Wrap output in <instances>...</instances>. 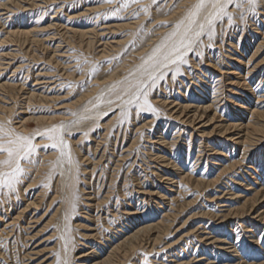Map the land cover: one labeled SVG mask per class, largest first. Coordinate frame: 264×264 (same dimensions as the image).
Returning <instances> with one entry per match:
<instances>
[{
	"label": "rangeland",
	"instance_id": "374dc122",
	"mask_svg": "<svg viewBox=\"0 0 264 264\" xmlns=\"http://www.w3.org/2000/svg\"><path fill=\"white\" fill-rule=\"evenodd\" d=\"M152 1L111 0V2H108V0H15L14 2L8 3L9 5L7 4L8 9L5 7H3L5 9H0V40L1 38L3 39L5 36H7V31L9 29L16 30L17 28L23 31H27L29 34H31L28 35V37L26 34V36L23 35L22 37H19L18 41H8L4 44H0V48L3 51H8L9 49L18 51V55L15 59H7L4 61L1 60V62H13L9 65L11 68L5 67V64L3 66H0V79H15L13 80L15 84L19 86L20 84H23V90H26L24 91V93L30 91V87H33L36 91L38 88H40L38 89L40 91H37L38 93L44 91L50 97H54L56 95V99L51 100L50 102L41 103L37 100L33 101V104L31 102L32 105L28 106V109L24 110L26 112L25 116H27V113L29 114L33 110L34 112L41 113L42 115L46 114V116H56L57 118L61 117V115L63 114L71 115V112H75V110H77L80 106L79 102H75L74 105H71L72 102L76 101L81 96L83 97L84 95H92L90 94L91 92L89 93V91H97V89L100 88L101 84H105L108 81L106 79L110 74V70L114 67V61H119L121 59V57H118V54H116V52L122 47V45H124V50L127 49L126 51L128 55H125L123 57L125 59L123 62H116L117 64H121L118 66L117 71H120V68L124 64L125 68H129L133 63H135L140 56L138 52H141L144 48H148L154 38H156L162 32V30L164 31V28L166 30L171 27V24L165 20H167L169 12L172 11V8L173 10L175 9V3H180L181 0H170V2H168L169 0H155V2ZM0 2H8V0H0ZM263 2L264 0H256L254 5L250 1L242 0L236 6H233V9L232 7H229V10L232 11V16L225 20H223L224 17L222 18V20H218V27L215 34L216 38L211 41V43H213H209V46L205 47L199 52H192L191 55H195V57L193 58L191 56L192 58H189V63L185 64V66L183 67V73L182 75L180 74V78L184 81V83L186 82L185 87L182 89L185 90L182 92L180 90H176L175 85H168L167 82V84L164 85L165 89L161 90L158 88V92L154 91L153 93V96L155 95L154 101L156 103V107L158 106L155 110L150 111L145 108H140L138 109L139 114L137 116V119L133 120L130 118V121L127 123V128L123 126L122 128L118 129L119 125L113 127L112 130L117 134L118 138L117 140H115L116 134L113 131L109 133V136L111 137V139L115 140V149L120 147H122V149H120L118 152H113V155L111 157L112 159L110 160L111 163L109 162V164H106L109 160H107V158H103L100 162V164L102 165H99L101 167L105 165V173H109L104 175H108V179L109 177H112V180L110 182H107L108 180H106V182H104L101 187H97L98 182L96 186H94L96 187V190L100 188L98 194L96 195V198L109 196L108 200L104 202V205L107 204V206H109L110 208V211H105V206L102 207L100 211L94 210L93 206L96 201L94 200L95 198L92 199V193L97 192L94 191V189L92 190V188H87L82 192V195L79 194L80 192L76 193L74 206V220L76 221L73 224V232L71 233L73 243L71 251V262L75 261V264L80 263L79 259H77L76 257L84 251V253H86L87 251H91V249H89L90 242H101L109 237V234H111V236L112 234L115 236V238L112 239V242L116 241L117 236H119L118 232L121 231L127 221L130 222L134 220L133 222L136 221L137 224L141 223L140 225L150 223L153 224V222H158L160 218L164 217V215L174 214L173 217L167 218V222L170 224V228L165 232L166 234H161L162 236H160L161 238L157 240L158 242L155 243V241L150 240V237L155 235L154 230H152L149 234L144 233L139 235V244L135 246V250L132 249L128 253V255L124 257L127 258V260L123 259L125 261L123 262V264H180L182 261L184 263L181 264L264 263V218L260 216V213H262V210L264 208H261L258 211H253V207L251 205L252 202L250 203L249 201L250 196L252 198L255 192L258 191V186L259 189L264 188V133L259 134L258 132H253L250 127L251 124L257 122L264 125V118L259 117L258 114L252 115L251 112L253 110L257 111V113L262 111L264 112ZM33 3L34 5H36L33 6ZM13 5L15 6L13 7ZM147 7L148 11L150 12L147 11ZM256 8L258 9V11ZM7 11L9 12L8 14H1L6 13ZM166 15L168 16L166 17ZM152 16L154 19L151 18ZM246 18L251 23H249ZM136 21L137 23H135ZM255 22L257 23L254 25ZM126 24L129 26H127ZM145 24L149 28L146 27ZM148 24H152L153 26ZM221 24L224 29L221 27ZM150 26H152L154 29ZM103 28H105V32H103ZM137 28L140 29L141 32H139L135 39L132 40V43L130 40L132 38L131 33L133 29L138 30ZM89 29L90 32H88V34H86V36L84 37L78 36L77 34L74 35V30H86L87 32L89 31ZM99 29H102V31ZM109 33L112 34V36ZM142 35L143 38H145L144 42L142 39ZM230 36L232 37L230 38ZM88 37L91 39L90 41H96L94 42V46L93 42H91V46H88L86 44V41L89 39ZM246 37L250 39L248 40ZM32 39H36L37 42L32 43ZM225 40L227 44L225 43ZM233 41H235L236 44ZM101 43L105 45L102 46ZM112 43L114 44L112 45ZM131 43L134 46L131 45ZM106 44L107 48L105 47ZM139 44L141 46H139ZM229 45L232 47H230ZM234 45H236V48H234ZM131 46L134 47V49ZM223 46L225 48V51ZM86 47L89 49H87ZM216 47L218 50L216 49ZM129 48H132V50H130ZM137 48L139 51L137 50ZM232 48L234 49L232 50ZM107 52L111 55L106 54ZM226 54H228L230 57ZM130 55L133 57H131ZM56 61H60V64H57ZM193 63H197L198 65H193ZM17 65H21V67L17 69V73L15 74L16 76H14L13 68ZM30 65L33 66L30 67ZM231 66L233 68H231ZM227 68H230L231 70L229 71V69ZM22 71L24 72L22 73ZM67 72H70V74H67ZM36 74H42L43 78L45 77L44 80L43 78L40 79L41 76L39 75L38 80L40 81H38L36 79L37 77H35ZM71 74L73 77H71ZM241 77H243V79H241ZM172 78H174V80H177V78L181 80L179 77ZM43 81L44 83H40ZM203 81L206 82L203 84ZM35 82H38L39 85L38 83L35 84ZM246 82L248 83V85ZM203 88L205 90H203ZM193 89L197 93H195L194 91L192 92ZM207 89L210 91V93L209 91H207ZM246 89H249L250 91L246 93ZM177 91H180L179 95L178 93H175ZM198 92L199 94H201V96L198 95ZM196 94L200 97H198ZM240 94L241 97L239 96ZM205 95L207 96L205 97ZM226 97L228 98V100ZM19 98L20 100H18ZM19 98L17 99V101L19 102V106H17L16 113L20 112V106H22L21 103L23 102L22 97ZM244 98L248 101V103L246 104H248L247 110H249L248 112L246 110L243 113L241 112V115L239 117L242 119L239 121V123L242 121V125H246V130L250 131H248L250 133V139L247 140L245 137H243V142H245H240V145H238V142L236 141L237 139L235 138L236 134L234 136L231 134L237 132L236 130L234 131V129H230L229 131H226L221 135L219 132L221 131L222 133V130L220 128L223 123L225 125V123L228 124L230 122H234V120L236 119V116H234L235 110H238L240 112V110L238 109L240 107H234L231 101L233 102L234 100H237L238 103H243V101L245 100ZM7 100L8 99H5V101ZM93 100H95V97L93 98ZM206 101L210 103L212 107H210V111H207L205 115L212 116L215 113V118L210 122L205 123L206 126L203 125L204 121H206V118L204 117H202V120L200 119L201 122H199V119H195L194 127L196 128H193L189 123L186 124L185 120L189 117V115L192 114L193 111H190L191 113L189 112L185 116V119L183 113H181L182 106H186L189 104L191 106H193V104L199 105L196 104V102L200 103V105H209ZM227 101H229L230 103ZM8 102L10 103L11 100H8ZM54 106H56V108ZM34 107L35 109H33ZM191 109L192 107L189 108V110ZM187 111L188 109L186 110V112ZM114 114V111H108V113H106L100 119V124L102 125V127L100 126L98 129H100V131L102 130V133H106L103 130L104 126L110 122L109 120ZM174 115L176 118L174 117ZM232 115L233 118H235L234 120H232L233 118H231ZM173 117L175 120L173 119ZM27 125L30 132L36 130L37 123L35 121L29 120L27 121ZM158 128L159 130H155ZM179 128H181V130H179ZM122 132L125 133L123 135V140L121 139ZM161 133L163 134V136H165V139H158V137L162 135ZM207 133L209 134L206 135ZM241 133H244V131H241L240 134ZM151 134H153V136H151ZM230 135H232V137L234 138L230 137ZM228 137H230L231 139ZM100 138H103V135H100ZM213 139L216 142H214ZM118 140L121 142H119ZM130 140L133 141L131 142ZM163 140L167 142L173 141V144H162L161 142ZM190 142L191 144L189 148L188 144ZM160 144H162V146ZM128 145H131V147H129ZM210 147L213 150H211ZM147 148L150 150H147ZM164 148L166 151L164 150ZM110 150L111 149H109V152L112 153V151ZM159 151H164L165 153L168 152L163 158L166 162L157 154H161ZM127 152H130L129 155L122 158V155L126 154ZM242 153H244L243 156ZM168 154H172V157L177 158L178 161H176V165L177 167H180L181 170L176 172L175 168L170 166L171 164L166 160L167 157H170ZM90 155L91 157H94L92 156V153H90ZM206 159L208 161L211 159L212 160L208 162ZM96 161L97 159H94V162ZM162 161H164L165 165ZM230 166L231 168H227ZM181 171H184V174L188 173L187 175L189 178H187L186 174V176L182 178L184 181L180 178L181 176L177 178L178 174L176 173H180ZM99 174H101L100 171L95 174L96 179L98 178ZM184 174H182V176ZM160 175H164L163 178ZM158 176H160V178ZM216 176L219 180L212 184H208L207 181L216 179ZM193 178L202 180L204 179L205 182H203L200 186H196L194 185L195 183L193 181ZM111 191H113V193H111ZM89 193L90 195L88 196ZM163 193L164 195H162ZM231 193L234 195L231 196ZM170 194L172 195L168 196ZM165 195L167 197H165ZM237 196L239 198H237ZM240 198L242 199L240 200ZM23 199L24 198H21L18 204L19 206L21 205L20 209H16L15 212L13 209V211H10L9 215L12 214V216H15L16 212L21 210L25 206L26 203L22 201ZM245 201L247 202V204L244 208V213L241 212L242 214H240L236 212V208L240 207L241 204L243 205V202ZM81 204L86 207L85 210L81 209ZM262 204L264 207V202ZM135 206L137 207L135 208ZM248 206L252 208L248 209ZM122 207L128 210L123 211L124 209ZM155 207H157L156 210ZM116 208L117 210L115 211ZM45 209L46 207L44 209L39 208L35 210L27 209L25 215L29 214L28 216L32 217L30 220L27 219L26 221H22L21 225H19L20 223L18 221H16V223L14 222V225L12 224L13 230L9 233V235H7V231L10 228L4 229L3 233L0 232V252H3V254H5L0 255V264H10L13 263V261L19 262L21 258L25 260V256H21L22 254L24 255V252L22 251L26 250V253L29 252V247L33 248V252H40L37 253L38 255L35 254L32 257L34 259L30 260H36L35 264H59L58 251L54 246L56 244V241L55 238L51 235L53 228L50 227V223L46 224V221L50 217V214H52L53 210L49 209L45 211ZM134 209H136L137 212ZM155 211L157 212L155 213ZM122 212H125V215ZM44 214H48V216ZM117 216H119L120 218ZM132 216H134L132 220H130V218L127 219V217ZM78 223H80L79 226ZM119 224L121 226H119ZM3 225L1 224L0 227H3ZM115 227L118 229H116ZM115 229L117 230L118 235L116 233L114 234V231L116 232ZM18 232H22V234L24 233V236H26L27 234H34V237L31 238L30 236L29 238H26V246L25 242L21 243L20 241L14 239L15 234H17ZM95 235L98 236V240H95L97 239ZM204 237L207 239V241ZM213 239L221 240L223 242L221 250H218V248H220L218 247V244H214L216 242L210 243ZM209 243L211 246H209ZM86 244L88 245L87 247L85 246ZM226 246H229L230 248H227ZM185 248H187L190 252ZM105 250L106 247L103 248V251H101L95 257L86 259L85 261H82L81 264H91L99 256L100 258H102V255L104 256L106 252ZM200 253L201 255H199ZM191 258L192 260H190ZM198 258H200L202 262ZM205 258L206 260H204ZM207 258L209 259L208 262H206ZM27 261L28 260H26V262ZM30 261H28L27 263H30ZM20 262L19 264H21Z\"/></svg>",
	"mask_w": 264,
	"mask_h": 264
},
{
	"label": "bare ground",
	"instance_id": "6f19581e",
	"mask_svg": "<svg viewBox=\"0 0 264 264\" xmlns=\"http://www.w3.org/2000/svg\"><path fill=\"white\" fill-rule=\"evenodd\" d=\"M3 1V0H2ZM15 0H8V2H0V9H8L7 4L14 2ZM31 1V0H30ZM152 1V0H151ZM155 2V0H153ZM152 1V2H153ZM163 1V0H162ZM172 1V0H171ZM176 1V0H175ZM181 0L180 3H175L174 6V10L172 8V11H168L169 12V16L166 15V17L168 16L167 20L168 23L171 24V27H169L168 29L164 31L162 30V32L156 37L154 38V40L152 41V43L148 46V48H144L142 49L141 52H138V54L140 55L138 57V60L135 63H131L132 65L129 68H125V64L119 69L120 71H117V68L119 65L121 64H117L118 62H123L125 59L123 58L125 55H128L127 53V49L124 50V45H122V47L120 49L117 50L116 54H118V57H121V59L119 61H114V67L110 70V74L107 77L106 80H108L105 84H101L100 88L93 91H89L90 94L92 95H87V96H81L80 98H78L76 101L72 102L71 105H74L75 102L78 103L79 102V107L77 110H75V112H71V115H61V117L57 118L56 116H46V114L42 115L41 113L38 112H34V110L32 112H30L29 114L27 113V116H25L26 112L24 110L28 109V106H31L33 104V101L37 100L40 101L41 103L43 102H50L51 100H55L56 99V95L54 97H50L47 93L43 92H37L40 91L37 89L34 90L33 87H30V91L25 92L26 90H23V84L17 85L14 83L13 80L15 79H0V143L4 144L5 147H16V144H12L9 145L8 141L12 140V141H16L17 143H27V141H20L19 138L20 137H26L28 138V140H30L31 145H32V150L30 152H28L26 154V158L24 159H20L19 156H13L12 158V162L10 164H0V173H4L7 174L8 176V180L9 183L7 184H3L0 185V225L4 224L3 227H0V232L3 233V230L6 228H10L7 231V235H9V233L13 230V223L16 221H18L21 225L22 221H26L27 219H31L32 217H29L28 215H25L26 210L27 209H45V211L51 209L53 210L52 214H50V217L48 218V220L46 221L47 223H50V227H52V236L55 238L56 244L54 245L55 248L58 251V256H59V264H72L75 261L71 262V251H72V236L71 233L73 232V224L76 220H74L75 218V198H76V193L80 192L79 194H83L82 192L87 189V188H92V190L94 189V191L97 192H93V197L92 199H94L96 202L94 203V210H101L102 207L105 206V211L108 212V210L110 209L109 206H107V204L104 205V202L106 200H108L109 196L106 197H102V198H96V195L98 194L100 188H98V190H96V184L98 182L97 187H101V185L104 184V182H106V180H108L107 182H110L112 179V177H109L108 179V175L105 176V165H103L102 167L99 165L101 160L103 158H107L108 163H111V157L113 155V152H118L120 149H122V147L120 148H116L115 149V140H117L118 136L117 134L112 130L113 127L119 125V128H122L123 126L125 128L128 127V122L130 121V118L133 120L137 119V116L139 114V110L140 108H145L147 110H155L156 107V103L154 101V96L153 93L154 91L158 92V88L159 89H165V84L168 85H175L176 86V90H180L181 92L184 91L182 90L185 87V83L184 81L180 78L182 73H183V67L185 66V64L189 63V58L192 56L193 58L195 57V55H191L192 52H199L200 50L204 49L205 47L209 46V43H211V41L214 40L216 31H217V27H218V20H222V18L224 17L223 20L228 19L232 16V11L229 10V7H232V9L234 8L233 6H236L240 1L242 0H232L231 3H228L225 7V11L223 13H220L219 15H214L217 12V8H213L211 4H206V6L204 8H202L199 12V14L195 17V23L194 24H190V15L191 13L194 11V6L198 3V0H185L183 1ZM244 1H250L252 4L255 5L256 0H244ZM148 2V1H147ZM170 2V0L168 1ZM221 4L224 3V0H220ZM24 3V2H23ZM264 3V2H263ZM146 4V3H145ZM148 4V3H147ZM151 4V2H150ZM149 4V5H150ZM157 4V3H156ZM159 4V3H158ZM170 4V3H169ZM173 4V3H171ZM9 5V4H8ZM11 5V4H10ZM36 5V4H35ZM33 3V6H35ZM242 5V4H241ZM247 5V4H246ZM15 5H13L14 7ZM146 6V5H145ZM151 6V5H150ZM154 6V5H153ZM152 6V7H153ZM173 6V5H172ZM262 6V4H261ZM2 7V8H1ZM5 7V8H3ZM11 7V6H10ZM151 7V8H152ZM12 8V7H11ZM254 8V7H253ZM257 9V8H256ZM151 10V9H149ZM169 10V8H168ZM237 10V9H236ZM3 11V10H2ZM9 11V10H8ZM6 13H1V14H8L9 12ZM147 11H148V7H147ZM254 11V9H253ZM258 11V9H257ZM34 12V11H33ZM150 12V11H148ZM251 13V12H250ZM153 14V13H151ZM253 14V13H252ZM264 14V13H263ZM145 15V14H144ZM262 15V14H261ZM7 16V15H6ZM14 16V15H12ZM154 16V15H153ZM153 16L151 18H153ZM255 16V15H254ZM2 17V16H1ZM8 17V16H7ZM157 17V16H156ZM165 17V18H166ZM13 18V17H12ZM150 18V15H149ZM164 18V19H165ZM249 18V17H248ZM10 19V18H8ZM148 19V18H146ZM154 19V18H153ZM158 19V18H157ZM140 20V19H139ZM142 20V19H141ZM145 20V19H144ZM143 20V21H144ZM209 20H211V23H209ZM247 20V18H246ZM7 21V20H6ZM5 21V22H6ZM10 21V20H9ZM153 21V20H151ZM159 21V20H158ZM164 21V22H165ZM248 21V20H247ZM246 21V23H247ZM256 21V20H254ZM259 21V20H258ZM263 21V20H262ZM140 22V21H139ZM145 22V21H144ZM148 22V21H147ZM221 22V21H220ZM236 22V21H235ZM249 22V21H248ZM7 23V22H6ZM16 23V22H15ZM137 23V21L135 22ZM157 23V22H155ZM154 23V24H155ZM251 23V22H249ZM248 23V24H249ZM253 23V22H252ZM257 22L254 23V25ZM130 24V22H129ZM133 24V23H132ZM141 24V23H140ZM147 24V23H146ZM145 24L146 27H148ZM166 24V23H164ZM180 25L179 30H177V25ZM203 25V29L201 30L200 25ZM229 24V23H228ZM4 25V24H3ZM2 25V26H3ZM77 25V24H76ZM127 25V24H126ZM148 25H152V24H148ZM224 25V24H223ZM227 25V24H226ZM129 26V25H127ZM132 26V25H131ZM136 26V25H135ZM139 26V25H138ZM153 26V25H152ZM150 26V27H152ZM170 26V25H169ZM225 26V25H224ZM140 27V26H139ZM222 27V24H221ZM244 27V26H243ZM249 27V26H247ZM251 27V25H250ZM69 28V27H68ZM109 28V27H108ZM149 28V27H148ZM147 28V30H148ZM153 28V27H152ZM224 29V27H222ZM231 28V27H230ZM59 29V28H58ZM95 29V28H94ZM105 32V28H103ZM113 29V28H112ZM138 29V28H137ZM154 29V28H153ZM156 29V28H155ZM163 29V28H162ZM190 29V30H189ZM249 29V28H248ZM87 30V29H86ZM83 30H74V35H78L81 37L86 36V34H88L89 31L86 32ZM97 30V29H96ZM102 31V29H99ZM150 30V29H149ZM158 30V29H157ZM187 31V40L189 42V46L185 49H182V53H183V57L182 60H176L175 63H171L169 61H164L162 59L161 56H159V54H157L155 56L154 60H149V57H153L154 53H156V49L160 48L162 52H165L167 50H169L179 39L180 37L185 33V31ZM229 30V28H228ZM58 31V30H57ZM92 31V30H91ZM94 31V30H93ZM110 31V30H109ZM155 31V30H153ZM115 32V31H114ZM141 32L140 29L138 30H134L132 31V38L130 39L131 42L133 39H135V37L137 36V34ZM150 32V31H148ZM177 33L176 36H172V33ZM199 32V36L196 35V33ZM250 32V31H249ZM248 32V33H249ZM100 33V32H98ZM116 33V32H115ZM231 33V32H230ZM246 33V32H245ZM252 33V32H251ZM5 34V33H4ZM31 35L29 34L27 31H23L21 29H17L14 30H8L7 31V36H5L3 39L1 38L0 40V44H4L8 41H18L19 37H22L23 35ZM93 34V33H91ZM108 34V33H107ZM110 34V33H109ZM114 34V33H113ZM228 34V33H227ZM247 34V33H246ZM6 35V34H5ZM25 35V36H26ZM67 35V34H66ZM112 36V34H110ZM156 35V34H155ZM221 35V34H220ZM2 36V35H1ZM50 36V35H49ZM54 36V35H53ZM88 36V35H87ZM102 36V35H101ZM104 36V35H103ZM114 36V35H113ZM141 36V35H140ZM226 36V34H225ZM249 36V35H248ZM52 37V36H51ZM105 37V36H104ZM110 37V36H109ZM115 37V36H114ZM218 37V36H217ZM232 36H230L231 38ZM33 38V37H31ZM89 38V37H88ZM98 38V37H97ZM238 38V37H237ZM242 38V37H241ZM248 39V37H246ZM245 38V39H246ZM24 39V38H23ZM37 39V38H36ZM36 39H32V43L33 42H37ZM87 39V38H85ZM102 39V38H101ZM129 39V38H128ZM142 39L144 42L143 35H142ZM141 39V40H142ZM148 39V38H147ZM151 39V38H149ZM225 39V38H224ZM233 39V38H232ZM231 39V40H232ZM236 39V38H235ZM250 39V38H249ZM248 39V40H249ZM26 40V38H25ZM91 39L89 38L86 42V44L88 46H91ZM109 40V39H108ZM112 40V39H111ZM115 40V39H114ZM129 40V41H130ZM29 41V40H28ZM89 41V42H88ZM104 41V40H103ZM230 41V40H229ZM228 41V42H229ZM94 42H96L94 40ZM94 42H93V46H94ZM107 42V41H106ZM105 42V43H106ZM112 42V41H111ZM115 42V41H114ZM147 42V41H146ZM235 43V41H233ZM232 42V43H233ZM248 42V41H247ZM110 43V42H109ZM133 43V42H132ZM131 43V45H133ZM137 43V42H136ZM150 43V42H149ZM213 43V42H212ZM211 43V44H212ZM226 43V40H225ZM233 43V44H234ZM85 44V45H86ZM100 44V43H99ZM114 43H112L113 45ZM122 44V43H121ZM130 44V42H129ZM138 44V43H137ZM144 44V43H142ZM227 44V43H226ZM230 44V43H229ZM236 44V43H235ZM243 44V43H242ZM102 46H104L101 43ZM98 45V46H101ZM136 45V44H135ZM232 45V44H230ZM229 45V46H230ZM249 45V44H247ZM18 46V45H17ZM21 46V45H20ZM87 46V47H88ZM92 46V47H93ZM134 46V45H133ZM138 46V45H137ZM139 46H141L139 44ZM144 46V45H143ZM233 46V45H232ZM230 46V47H232ZM242 46V45H241ZM244 46V45H243ZM246 46V45H245ZM34 47V46H33ZM86 47V48H87ZM96 47V45H95ZM107 48V44L105 46ZM117 47V46H116ZM132 47V46H131ZM219 47V45H218ZM247 47V46H246ZM119 48V47H118ZM134 49V47H132ZM132 48H129L130 50H132ZM139 48V47H138ZM137 48V50H138ZM224 48V46H223ZM234 48H236V45H234ZM232 48V50L234 49ZM257 48V47H256ZM89 49V48H87ZM93 49V48H92ZM140 49V48H139ZM217 49V47H216ZM239 49V48H238ZM245 49V47H244ZM243 49V50H244ZM136 50V49H135ZM141 50V49H140ZM214 50V49H213ZM218 50V49H217ZM236 50V49H235ZM139 51V50H138ZM204 51V50H203ZM225 51V48H224ZM228 51V49H227ZM137 52V51H136ZM221 52V51H218ZM255 52V51H254ZM51 53V52H50ZM101 53V51H100ZM229 53V52H228ZM236 53V51H235ZM106 54H110V53H106ZM18 55V51L15 50H11L9 49L8 51H3L0 48V66H3L4 64L6 65L5 67H10L9 65L12 64L11 61H6V62H1L4 60H13L16 58V56ZM34 55V54H33ZM98 55V54H97ZM102 55V54H99ZM111 55V54H110ZM133 55V54H131ZM130 55V56H131ZM205 55V53H204ZM203 55V56H204ZM228 55V54H226ZM233 55V54H231ZM107 56V55H106ZM209 56V54H208ZM229 56V55H228ZM133 57V56H131ZM191 57V58H192ZM206 57V55H205ZM222 57V55H221ZM230 57V56H229ZM32 58V57H31ZM37 58V57H36ZM105 58V57H104ZM109 58V57H108ZM127 58V57H126ZM19 59V58H18ZM54 59V58H53ZM102 59V58H101ZM170 59H175V56L171 57ZM207 59V58H206ZM205 59V60H206ZM236 59V58H235ZM233 59V60H235ZM36 60V59H35ZM57 60V59H56ZM103 60V59H102ZM109 60V59H108ZM117 60V58H116ZM203 60V59H202ZM208 60V59H207ZM211 60V58H210ZM226 60V59H225ZM229 60V58H228ZM21 61V60H20ZM51 61V59H50ZM113 61V59H112ZM130 61V60H129ZM147 61V63H145ZM194 61V60H193ZM57 62V61H56ZM60 61L57 62V64ZM65 62V61H64ZM73 62V61H72ZM108 62V61H106ZM113 62V63H114ZM117 62V63H116ZM17 63V62H16ZM20 63V62H19ZM18 63V64H19ZM125 63V62H124ZM245 63V62H244ZM21 64V63H20ZM68 64V63H67ZM191 64V63H190ZM234 64V62H233ZM34 65V64H33ZM33 65H30L33 66ZM113 65V64H112ZM127 65V64H126ZM193 65H198L197 63H193ZM12 66V65H11ZM15 66V65H14ZM13 66V67H14ZM129 66V65H128ZM21 67V65H17L16 67L13 68V74L14 76H16L15 74L17 73V69ZM11 68V67H10ZM9 68V69H10ZM34 68V67H33ZM231 68H233L231 66ZM196 69V68H195ZM229 71L231 70L230 68ZM20 70V69H19ZM22 70V69H21ZM16 71V72H15ZM29 71V70H28ZM60 71V70H59ZM85 71V69H84ZM117 71V72H116ZM24 71H22L23 73ZM33 72V71H31ZM30 72V73H31ZM39 72V71H38ZM205 72V70H204ZM35 73V71H34ZM43 73V72H41ZM65 73V72H64ZM202 73V72H200ZM232 73V72H231ZM12 74V73H11ZM29 74V73H28ZM27 74V75H28ZM67 74H70V72H67ZM86 74V73H85ZM181 74V75H180ZM211 74V73H210ZM21 75V74H20ZM41 76V78H43L42 74H36L35 77H37L36 79L38 80L39 77ZM184 75V74H183ZM193 75V74H192ZM195 75V74H194ZM239 75V74H238ZM7 76V75H6ZM18 76V75H17ZM76 76V75H75ZM81 76V75H80ZM187 76V75H186ZM203 76V75H202ZM210 76V75H209ZM212 76V75H211ZM12 77V76H10ZM71 77L72 74H71ZM172 77H179L181 80H179L177 78V80H174V78ZM205 77V75H204ZM203 77V78H204ZM19 78V77H18ZM17 78V79H18ZM25 78V77H24ZM45 78V77H44ZM43 78V80H44ZM84 78V77H83ZM172 78V79H171ZM185 78V76H184ZM35 79V80H36ZM76 79V78H75ZM229 79V78H228ZM240 79V78H239ZM241 79H243V77H241ZM262 79V78H261ZM30 80V79H29ZM36 80V81H37ZM46 80V79H45ZM179 80V81H178ZM194 80V79H193ZM196 80V79H195ZM40 81V80H38ZM202 81V80H200ZM241 81V80H240ZM239 81V82H240ZM20 82V81H18ZM22 82V81H21ZM31 82V81H30ZM206 81H203V84ZM208 82V81H207ZM243 82V81H241ZM38 83V82H37ZM35 82V84H37ZM40 83H44L40 82ZM54 83V82H53ZM170 83V84H169ZM234 83V82H233ZM244 83V82H243ZM247 83V82H246ZM34 84V85H35ZM193 84V83H192ZM213 84V82H212ZM39 85V83H38ZM187 85V84H186ZM202 85V84H201ZM238 85V84H237ZM240 85V84H239ZM246 85V84H245ZM248 85V83H247ZM46 86V85H45ZM198 86V85H195ZM209 87V86H208ZM243 87V86H242ZM246 87V86H244ZM175 88V87H174ZM202 88V87H201ZM188 89V88H187ZM199 89V88H198ZM244 89V88H243ZM175 90V89H174ZM203 90H205L203 88ZM245 90V89H244ZM177 91L175 92L176 94L179 92ZM194 91V89L192 90V92ZM207 91H209L207 89ZM250 90L246 89V93H248ZM195 92V91H194ZM205 92V91H204ZM137 93H139V99H134V97L137 95ZM197 93V92H195ZM203 93V92H201ZM208 93V92H207ZM210 93V91H209ZM253 93V92H252ZM264 93V92H263ZM88 94V91H87ZM145 94H146V98H147V104H145ZM156 94V93H155ZM194 94V93H193ZM251 94V93H249ZM197 95V94H196ZM198 95L201 96V94ZM197 95V96H198ZM208 95V94H207ZM205 95V97L207 96ZM255 95V94H253ZM252 95V96H253ZM59 96V95H58ZM57 96V97H58ZM61 96V95H60ZM183 96V95H182ZM181 96V97H182ZM198 96V97H200ZM204 96V95H202ZM241 97V94L239 95ZM250 96V95H249ZM19 97H22V106H20L21 110L20 112L16 113L17 110V106H19V102L17 101V99ZM95 97V100H93V98ZM177 97V96H176ZM180 98V96H179ZM227 98V97H226ZM243 98V96H242ZM5 99L11 100V102L9 103L8 100L5 101ZM158 99V98H157ZM176 99V98H175ZM184 99V98H182ZM245 99V98H244ZM20 100V98L18 99ZM173 100V98H172ZM186 100V99H185ZM191 100V99H190ZM228 100V98H227ZM264 100V99H263ZM159 101V100H158ZM194 101V100H193ZM243 101V100H242ZM32 102V104H31ZM164 102V101H161ZM201 102V101H200ZM205 102V101H204ZM207 102V101H206ZM229 102V101H227ZM241 102V101H240ZM259 102V101H258ZM230 103V102H229ZM232 105L234 107H240L238 108L240 110V112L238 110H235V115L236 119L233 118V115L231 118H233L232 120H234V122H230L228 124L223 123V125L221 126V131L219 132L220 135L223 134L226 131H229L230 129H234V131L236 130L237 132L235 133H231L233 136L236 134V141L238 142V145H240L243 142V137H245L247 140L250 139L249 135H250V131L248 132L245 128L246 125H242V121L239 123V121L242 119L239 116L241 115V112L243 113L245 110L248 112L247 108H248V101L245 99L243 101V103H238L237 100H234L233 102L231 101ZM199 105H194L191 106L189 105H184L182 106V110L181 113H183V116L185 117L190 111L192 112L191 115H189V117L186 119L185 117V122L186 124L189 123L192 125L193 128L194 127V121L195 119H200L202 120V117L206 118V121H204L205 123L210 122L211 120H213L215 118V113L210 116V115H205L207 113V111H210V107H212L210 105V103L207 102V104L209 105H200V103H197ZM39 105V104H38ZM150 105V107H149ZM165 105V104H164ZM231 105V106H232ZM35 106V105H34ZM37 106V104H36ZM41 106V105H40ZM53 107V106H51ZM56 108V106H54ZM58 107V106H57ZM61 107V106H60ZM174 107V106H173ZM191 110H189V108H191ZM194 107V108H193ZM172 108V107H171ZM31 109V108H30ZM29 109V110H30ZM35 109V107L33 108ZM188 109V111L186 112V110ZM28 110V111H29ZM52 110V109H51ZM63 110V109H62ZM158 110V109H157ZM251 110V109H250ZM38 111V110H37ZM44 111V110H43ZM48 111V110H47ZM108 111H114L115 114L112 116V118H110V122L108 124H106L104 126V131L106 133H102L100 131V129H98L100 126L102 127V125L100 124V119L106 114L108 113ZM185 111V112H184ZM176 112V111H175ZM190 112V113H191ZM250 112V111H249ZM252 115L254 114H258L259 117H263L264 118V112H259L257 113V111H251ZM22 114V115H21ZM50 114V113H49ZM169 114V113H168ZM58 115V114H57ZM171 115V114H170ZM251 115V116H252ZM218 116V115H217ZM238 116V117H237ZM161 117V116H160ZM172 117V116H171ZM175 117V115H174ZM173 117V119H174ZM178 117V116H177ZM167 118V117H166ZM176 118V117H175ZM181 118V117H180ZM179 118V119H180ZM240 118V119H239ZM152 119V118H151ZM15 120V121H14ZM35 121L37 123V127L36 130L33 132H30L28 130V125H27V121ZM155 120V119H154ZM170 120V119H169ZM175 120V119H174ZM183 120V117H182ZM162 121V120H161ZM238 121V122H235ZM163 122V121H162ZM197 122V121H196ZM184 123V121H183ZM198 123V122H197ZM222 124V123H221ZM136 125V124H135ZM134 125V126H135ZM145 125V124H144ZM158 125V124H157ZM190 126V125H189ZM206 126V125H205ZM220 126V125H219ZM218 127V126H217ZM248 127V126H247ZM251 130L253 132H258L259 134H263L264 133V125L260 124L259 122L257 123H253L250 125ZM117 128V127H116ZM134 128V127H133ZM138 128V127H137ZM53 129H55V131H52ZM139 129V128H138ZM191 129V128H190ZM153 130V128H152ZM155 130H159L155 129ZM154 130V131H155ZM161 130V129H160ZM179 130H181V128H179ZM113 131L116 136H115V140L111 139V137L109 136V133ZM138 131V130H137ZM201 131V130H199ZM213 131V130H212ZM241 131H244V133H241ZM156 132V131H155ZM102 133V134H101ZM121 133V131H120ZM149 133V132H148ZM210 133V132H209ZM209 133H207L206 135H208ZM125 133L122 132V140H123V135ZM162 134V133H161ZM205 134V133H204ZM100 135H103V138H100ZM127 135V134H126ZM149 135V134H148ZM232 135H230V137H232ZM264 135V134H263ZM52 137L51 139L49 137ZM136 136V135H135ZM151 136H153V134H151ZM257 136V135H256ZM114 137V136H113ZM121 137V136H120ZM139 137V136H138ZM155 137V136H154ZM157 137V135H156ZM228 137V138H230ZM255 137V136H254ZM264 137V136H263ZM100 138V139H98ZM147 138V137H146ZM171 138V137H170ZM234 138V137H232ZM253 138V137H252ZM120 139V140H121ZM139 139V138H137ZM150 139V137H149ZM152 139V138H151ZM158 139H165V136L160 135L158 137ZM157 139V140H158ZM231 139V138H230ZM245 139V140H246ZM235 140V139H233ZM114 141V142H113ZM119 141V140H118ZM131 141V140H130ZM133 141V140H132ZM131 141V142H132ZM155 141V140H153ZM163 140L161 143L162 144H173V141L171 142H167ZM214 141V139H213ZM229 141V140H228ZM231 141V140H230ZM121 142V141H119ZM139 142V141H138ZM167 142V143H166ZM216 142V141H214ZM213 142V143H214ZM218 143V141H217ZM235 143V142H234ZM257 143V142H256ZM255 143V144H256ZM130 144V143H129ZM162 144H160L162 146ZM190 144L191 142L188 144V147L190 148ZM119 145V144H118ZM175 145V144H174ZM206 145V144H205ZM208 145V144H207ZM243 145V144H242ZM249 145V144H248ZM129 147H131V145H128ZM154 146V145H153ZM203 146V145H202ZM210 146V145H209ZM217 146V145H216ZM215 146V147H216ZM110 147V148H109ZM133 147V146H132ZM204 147V146H203ZM240 147V146H239ZM244 147V146H243ZM264 147V146H263ZM178 148V147H177ZM242 148V146H241ZM109 149H111L110 151H112V153L109 152ZM205 149V148H204ZM209 149V148H208ZM211 149V147H210ZM215 149V148H214ZM131 150V149H130ZM147 150H150L147 148ZM162 150V149H161ZM165 150V148H164ZM213 150V149H211ZM245 150V149H244ZM261 150V149H260ZM264 150V149H263ZM101 151V152H100ZM155 151V150H154ZM157 151V150H156ZM166 151V150H165ZM178 151V150H177ZM160 152V151H159ZM173 152V151H172ZM203 152V151H202ZM245 152V151H244ZM90 153H92L91 157ZM130 152H127L126 154L122 155V158L129 155ZM157 153V152H156ZM161 154L157 153L162 159L165 157V154L168 152H164L161 151ZM220 153V152H219ZM173 154V153H172ZM172 154L169 155L170 157L166 158V160L168 161V163H170L172 167L175 168V171L178 172L179 170H181L180 167H177L176 165V161L177 158L176 157H172ZM244 153H242L243 156ZM264 154V151H263ZM20 155H25V153H21ZM155 155V153H154ZM264 156V155H263ZM159 157V158H160ZM207 157V156H206ZM146 158V157H145ZM155 158V157H154ZM157 158V157H156ZM180 158V157H179ZM178 158V159H179ZM208 158V157H207ZM8 159V155L6 152H0V161H4ZM94 159H97L96 162H94ZM249 159V158H248ZM258 159V158H257ZM130 160V159H129ZM137 160V159H136ZM164 160V159H163ZM186 160V159H185ZM207 160V159H206ZM212 160V159H211ZM211 160H207L208 162H210ZM261 160V159H260ZM165 161V160H164ZM164 161H162L164 163ZM206 161V162H207ZM238 161V160H237ZM256 161V160H255ZM17 162H19V168L22 169V171L16 172V167H17ZM150 162V161H149ZM166 162V161H165ZM186 162V161H185ZM104 163V162H103ZM113 163V162H112ZM137 163V162H136ZM212 163V162H211ZM235 163V162H234ZM237 163V162H236ZM260 163V162H259ZM216 164V163H215ZM233 164V163H232ZM261 164V163H260ZM116 165V164H115ZM118 165V164H117ZM165 165V163H164ZM186 165V164H185ZM259 165V164H258ZM108 166V165H107ZM119 166V165H118ZM117 166V168H118ZM251 166V165H249ZM110 167V166H109ZM227 168H231L227 167ZM108 169V168H107ZM226 169V168H225ZM114 170V169H113ZM100 171L101 174L98 175V178L96 179L95 174ZM112 171V170H111ZM221 171V170H220ZM246 171V170H244ZM137 172V171H136ZM222 172V171H221ZM112 173V172H111ZM162 173V172H160ZM232 173V172H231ZM246 173V172H245ZM248 173V172H247ZM158 174V173H157ZM156 174V175H157ZM178 174L177 178L180 177L181 179L184 178V176H186L184 174V171H181L180 173H176ZM182 174H184L182 176ZM111 175V174H110ZM162 175V174H161ZM160 175V176H161ZM166 175V174H165ZM175 175V174H174ZM236 175V174H235ZM247 175V174H246ZM113 176V175H112ZM160 176H158L160 178ZM164 176V175H163ZM163 176H161L163 178ZM201 176V175H200ZM209 176V174H208ZM176 177V176H174ZM202 177V176H201ZM217 177V176H216ZM215 177V178H216ZM168 178V177H167ZM187 178L188 175H187ZM114 179V178H113ZM133 179V178H132ZM171 179V178H170ZM168 180V179H167ZM173 180V179H172ZM171 180V181H172ZM183 180V179H182ZM206 180V179H205ZM218 177L216 179H213L211 181H207L208 184L209 183H214L216 181H218ZM184 181V180H183ZM194 185L196 186H200L204 181V179H194ZM263 181V180H262ZM261 181V182H262ZM188 182V180H187ZM112 183V182H111ZM110 183V184H111ZM175 183V181H174ZM233 183V182H232ZM236 183V182H235ZM264 183V182H263ZM119 185V184H118ZM251 185V184H250ZM263 185V184H262ZM228 186V185H226ZM105 187V186H104ZM257 187V186H256ZM243 188V187H242ZM258 191L255 192V194L252 196H250V203L252 205V207L254 208L255 206V210L252 208L253 211H258L263 207V202H264V188L259 189V186L257 187ZM165 189V188H164ZM228 189V187H227ZM252 189V188H251ZM250 189V190H251ZM254 189V188H253ZM117 190V189H116ZM115 190V191H116ZM226 190V187H225ZM257 190V189H256ZM118 191V190H117ZM169 191V190H168ZM173 191V190H172ZM92 192V191H90ZM229 192V191H228ZM227 192V193H228ZM233 192V191H232ZM238 192V191H237ZM236 192V193H237ZM111 193H113V191H111ZM116 193V192H114ZM118 193V192H117ZM167 193V192H166ZM165 193V194H166ZM230 193V192H229ZM234 193V192H233ZM235 193V194H236ZM239 193V192H238ZM109 194V193H108ZM107 194V195H108ZM244 194V193H242ZM241 194V195H242ZM90 195V193L88 194V196ZM132 195V194H131ZM158 195V194H157ZM164 195V193L162 194ZM172 194L168 195L171 196ZM234 195L231 193V196ZM237 195V194H236ZM235 195V196H236ZM239 195V194H238ZM84 196V195H83ZM165 197H167L165 195ZM164 197V198H165ZM245 197V196H244ZM247 197V196H246ZM24 198L22 201L25 204V206L16 212L15 216H12V214L9 215L10 211L14 212L16 211V209H20V206L18 205L20 202V199ZM136 198V197H135ZM161 198V195H160ZM163 198V196H162ZM237 198H239L237 196ZM249 198V197H248ZM247 198V200H248ZM26 199V200H25ZM130 199V198H129ZM128 199V202H129ZM166 199V198H165ZM242 198H240L241 200ZM124 200V199H123ZM239 200V199H238ZM246 200V201H247ZM93 201V200H92ZM119 201V200H118ZM144 201V200H143ZM243 202V205L241 204L240 207L236 208V212L242 214L244 213V208L247 204V202ZM111 202V201H110ZM120 202V201H119ZM117 202V203H119ZM124 202V201H123ZM167 202V201H166ZM222 202V201H221ZM258 202V203H257ZM23 203V204H24ZM164 203V202H162ZM220 203V202H219ZM257 203V204H256ZM249 204V203H248ZM262 204V205H261ZM18 205V206H17ZM93 205V204H92ZM89 205V206H92ZM129 205V203H128ZM127 205V206H128ZM158 205V204H156ZM154 205V206H156ZM167 205V204H166ZM153 206V207H154ZM116 207V206H115ZM125 207V206H124ZM137 206H135L136 208ZM158 207V206H157ZM157 207H155V210L157 209ZM85 206H83L81 204V209L85 210ZM92 208V209H93ZM123 208V207H122ZM248 209H251L249 206L247 207ZM124 209V208H123ZM141 209V208H139ZM154 209V208H153ZM165 209V208H163ZM117 210V208L115 209V211ZM119 210V209H118ZM128 210V209H124L123 211ZM136 211V209H134ZM246 210V209H245ZM110 211V210H109ZM122 211V210H121ZM130 211V210H129ZM160 211V210H159ZM163 211V210H162ZM247 211V210H246ZM131 212V211H130ZM137 212V211H136ZM157 211H155L156 213ZM165 212V211H164ZM218 212V211H217ZM234 212V211H233ZM242 212V213H241ZM123 213V212H122ZM125 213V212H124ZM123 213V214H124ZM160 213V212H159ZM235 213V212H234ZM253 213V212H252ZM97 214V213H96ZM116 214V212H115ZM127 214V213H126ZM129 214V213H128ZM239 214V215H240ZM47 215L48 214H44ZM113 215V214H112ZM121 215V214H120ZM125 215V214H124ZM133 215V214H132ZM135 215V214H134ZM235 215V214H234ZM233 215V216H234ZM244 215V214H243ZM43 216V215H42ZM41 216V217H42ZM90 216V215H89ZM123 216V215H122ZM127 216V215H126ZM125 216V217H126ZM138 216V215H137ZM136 216V217H137ZM174 214H167L164 215V217L160 218L158 222H153L150 224H142L141 223L137 224L136 221L133 222L134 220H132V218H134V216L132 217H127V219L130 218V222H126L124 224V227L121 229L120 232H118L119 236H117V240L112 242V239L115 238V236L112 234H109V237H107L106 239H104L103 241H94V242H90V248L91 251L90 252H82L80 253L76 258L79 259L80 263L82 261H85L86 259H90L91 257H95L97 254H99L101 251H103V248L106 247V252L104 254V256L102 255V258H100V256L98 258H96V260L94 262H92L91 264H123V262H125L124 260L127 258H124L128 255V253L135 248L136 245H138L139 243V235L147 233L149 234L152 230L155 231V235H153L152 237H150V240L158 242L157 240H159V238H161L160 236H162L161 234H164L167 230H169L170 228V224L167 222V218L168 217H173ZM257 216V215H256ZM260 216L262 218H264V209L262 210V213H260ZM35 217V216H34ZM107 217V216H106ZM109 217V216H108ZM119 217V216H117ZM139 217V216H138ZM141 217V215H140ZM260 217V218H261ZM36 218V217H35ZM40 218V217H39ZM38 218V219H39ZM100 218V217H99ZM120 218V217H119ZM255 218V217H254ZM24 219V220H23ZM109 219V218H107ZM112 219V218H111ZM126 219V218H125ZM124 219V220H125ZM139 219V218H138ZM113 220V219H112ZM122 220V219H121ZM137 220V219H135ZM109 221V220H108ZM126 221V220H125ZM9 222V223H8ZM119 222V221H118ZM26 223V222H23ZM30 223V222H28ZM103 223V222H102ZM111 223V222H110ZM7 224V226H6ZM13 224V225H12ZM121 224V223H120ZM119 224V226H121ZM80 225V223H78V226ZM104 225V223H103ZM105 226V225H104ZM203 226V225H202ZM21 227V226H20ZM246 227V226H245ZM24 228V227H23ZM116 228V227H115ZM113 229V228H112ZM118 229V228H116ZM115 229V230H116ZM15 230V228H14ZM35 230V228H34ZM114 230V229H113ZM120 230V229H119ZM111 231V230H110ZM253 231V230H251ZM109 232V231H108ZM28 233V232H27ZM110 233V232H109ZM112 233V232H111ZM117 234V230L116 232L114 231V234ZM205 233V232H204ZM252 233V232H251ZM117 234V235H118ZM166 234V233H165ZM254 234V233H253ZM31 236L34 237L33 235H26L24 236V233L22 234V232H18L17 234H15L14 239L22 242H25L27 239ZM89 236V235H88ZM97 237L98 240V236L95 235ZM198 236V235H196ZM103 237V236H102ZM105 237V236H104ZM208 237V236H207ZM255 237V236H254ZM76 238V237H75ZM205 238V237H204ZM206 239V238H205ZM211 239V238H210ZM209 239V240H210ZM203 240V239H202ZM208 240V241H209ZM77 241V240H76ZM207 241V239H206ZM216 242V243H214ZM218 242V243H217ZM227 242V241H226ZM251 242V241H250ZM255 242V241H253ZM257 242V240H256ZM20 243V244H21ZM188 243V242H187ZM210 243H214V244H218L220 248H218V250L222 249L223 246V242L221 240H217V239H213ZM209 243V246H211ZM26 244V242H25ZM88 244V243H87ZM85 245L86 247L88 245ZM229 244V243H228ZM226 244V245H228ZM207 245V244H206ZM213 245V244H212ZM230 245V244H229ZM19 246V245H18ZM25 246V245H24ZM27 246V244H26ZM183 246V245H182ZM205 246V245H204ZM196 247V246H195ZM214 247V246H213ZM227 247V246H226ZM229 247V246H228ZM227 247V248H228ZM197 248V247H196ZM210 248V247H209ZM225 248V247H224ZM230 248V247H229ZM233 248V247H232ZM24 249V248H23ZM187 249V248H185ZM202 249V248H201ZM236 249V248H235ZM1 250V249H0ZM28 250V248H27ZM135 250V249H134ZM181 250V249H180ZM188 250V249H187ZM186 250V251H187ZM195 250V249H194ZM203 250V249H202ZM216 250V249H215ZM229 250V249H228ZM231 250V249H230ZM26 250L22 251L24 252V255L22 254L21 256H25V260L21 258V264H35L36 260H32L34 259L32 258L35 254L40 253V252H33V248L29 247V252H25ZM184 251V250H183ZM189 251V250H188ZM207 251V250H206ZM213 251V250H210ZM225 251V250H224ZM227 251V249H226ZM225 251V252H226ZM185 252V251H184ZM190 252V251H189ZM219 252V251H218ZM230 252V251H229ZM239 252V251H238ZM180 253V252H179ZM203 253V252H201ZM201 253L199 255H201ZM21 254V253H20ZM0 255H5L3 254V252H0ZM38 255V254H37ZM74 255V254H73ZM72 255V256H73ZM135 255V254H134ZM170 255V254H169ZM228 255V254H227ZM230 255V254H229ZM20 256V257H21ZM177 256V255H176ZM184 256V255H183ZM1 257V256H0ZM4 257V256H2ZM180 257V256H179ZM230 257V256H229ZM194 258V257H193ZM201 258V256H200ZM198 258V259H200ZM231 258V257H230ZM36 259V258H35ZM124 259V260H123ZM3 260V259H2ZM26 260L30 261V263H27ZM178 260V259H177ZM192 260V258L190 259ZM189 260V261H190ZM206 260V258L204 259ZM215 260V259H214ZM1 261V260H0ZM7 261V260H6ZM179 261V260H178ZM201 261V259H200ZM209 259L207 258L208 262ZM3 262V261H2ZM1 262V263H2ZM12 262V261H11ZM19 262L13 261V263L10 264H19ZM181 262V261H180ZM202 262V261H201ZM42 263V262H41ZM181 263H184L183 261ZM180 263V264H181ZM187 263V262H186ZM205 263V262H204ZM7 264V263H6ZM75 264V263H74ZM175 264V263H174ZM194 264V263H193ZM211 264V263H210ZM253 264V263H252ZM256 264V263H255ZM258 264H264V263H258Z\"/></svg>",
	"mask_w": 264,
	"mask_h": 264
},
{
	"label": "snow or ice",
	"instance_id": "6c2138e0",
	"mask_svg": "<svg viewBox=\"0 0 264 264\" xmlns=\"http://www.w3.org/2000/svg\"><path fill=\"white\" fill-rule=\"evenodd\" d=\"M108 2H111V0H108ZM232 0H224V3L221 4L220 0H198V3L194 6V11L190 15V24H194L195 17L199 14L200 10L206 6V4H211L213 8H217V12L214 15H219L220 13H223L225 11V7L228 3H231ZM209 23H211V20H209ZM177 30H179L180 25L178 24ZM203 25H200L201 30L203 29ZM190 30V29H189ZM187 31L180 37V39L167 51L162 52L160 48L156 49V53H154L153 57H149V60H154L155 56L159 54V56L162 57L164 61H169L171 63H175L176 60H182L183 53L182 49H185L189 46V42L187 40ZM199 32L196 33L197 36H199ZM177 33H172V36H176ZM175 56V59H170L171 57ZM147 63V61L145 62ZM134 99H139V93L134 97ZM145 104H147V98L145 94ZM150 107V105H149ZM52 131H55L53 129ZM52 138L51 136L49 137ZM20 141H27V143H17L16 141L9 140L8 144H16V147H5L4 144L0 143V152H6L8 155V159L4 161H0V164H10L12 162L13 156H19L20 159L26 158V154L32 150V145L30 140L26 137H20ZM25 153V155H20L21 153ZM16 172L22 171V169L19 168V162H17ZM9 183L7 174L0 173V185Z\"/></svg>",
	"mask_w": 264,
	"mask_h": 264
}]
</instances>
